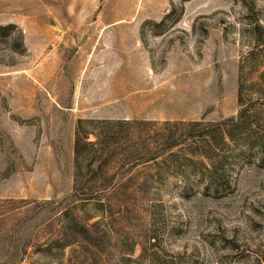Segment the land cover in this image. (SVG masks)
I'll return each instance as SVG.
<instances>
[{"label": "rangeland", "instance_id": "obj_1", "mask_svg": "<svg viewBox=\"0 0 264 264\" xmlns=\"http://www.w3.org/2000/svg\"><path fill=\"white\" fill-rule=\"evenodd\" d=\"M0 24V264H264V148L220 198L127 157L162 123L236 115L242 61L264 136V0H0ZM74 214L108 231L88 256L52 244Z\"/></svg>", "mask_w": 264, "mask_h": 264}, {"label": "trees", "instance_id": "obj_2", "mask_svg": "<svg viewBox=\"0 0 264 264\" xmlns=\"http://www.w3.org/2000/svg\"><path fill=\"white\" fill-rule=\"evenodd\" d=\"M15 28L14 24H0V36L7 35ZM16 38L21 39L24 45L22 35L14 31L13 39ZM250 55L252 58L248 63L253 66L256 63L253 59L255 51L252 50ZM243 68L242 61L238 89L240 108L236 115L219 120H206L204 116L198 120L162 123L155 132L149 131L144 135L135 136L138 140L127 152L128 159L132 163L142 161L157 165L158 181L167 182L170 178H175L179 183L181 196L186 199L198 196L220 198L230 194L234 188L236 165L246 161L258 148H264V136L255 132L259 114L244 102ZM115 123L119 129L116 135H128L132 122L118 120ZM82 125L83 120H80L75 145L76 159L86 154L92 155L94 159L97 153L89 151V147L95 145V142L88 140L90 135ZM135 137H132V140ZM79 170L78 166V172ZM153 176L148 174V179L143 185L145 188ZM104 189L98 190L97 194L101 195L97 203L102 212L109 214L111 210L106 206L109 194L102 192ZM69 211L66 210L64 216L69 214ZM73 220L76 227L69 230L64 222L62 228L65 230V236L61 241L55 238L52 244L56 243L61 248L77 244L83 248V254L88 256L100 244L106 243L108 231L101 230L99 222L90 223L89 219L82 220L75 214Z\"/></svg>", "mask_w": 264, "mask_h": 264}]
</instances>
